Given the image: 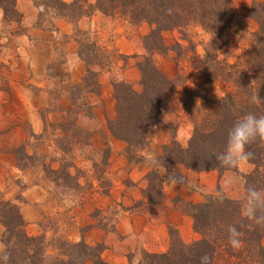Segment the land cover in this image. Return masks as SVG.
Listing matches in <instances>:
<instances>
[{
	"label": "crops",
	"instance_id": "crops-1",
	"mask_svg": "<svg viewBox=\"0 0 264 264\" xmlns=\"http://www.w3.org/2000/svg\"><path fill=\"white\" fill-rule=\"evenodd\" d=\"M245 1L248 7L253 0ZM96 2L87 0L85 5ZM17 8L29 17L21 23L14 20L11 26H23L25 30L17 33L13 29L0 35V189L8 197L22 196L21 210L30 234L45 232L42 220L57 217L58 233L71 243L84 240L90 247L103 246L101 257L108 264H151L146 253L168 252L171 229L184 243L198 240L201 234L186 204L204 202L218 187L233 196L232 186L237 182L240 187L242 173L251 172L253 164L247 162L237 170L224 171H198L181 162L160 164L165 146L175 139L187 147L192 135L182 117L172 119L166 113L158 124L149 127L148 144L133 159L126 151L127 142L114 136L108 127V121L117 118V110L112 71L105 69L98 75L99 95L86 93L92 116L80 115L77 120L90 135L89 146L108 148L105 168L97 173L93 158L88 156L94 149L83 154L79 150L78 159L69 168L76 186L57 183L48 176L46 164L53 171L59 170L64 151L56 149L55 143L35 148L30 140L43 134L51 123L60 136L69 134L65 124L73 107V87L83 84L88 71L79 53L76 29L87 36H105L96 43L109 47L104 24L107 16L95 8L75 23L63 16L43 21L34 0H17ZM3 25L4 10L0 7V33ZM110 43L126 55L140 50L138 40L125 35L116 36ZM123 78L141 90V74L134 63L124 70ZM214 98L210 91L208 102ZM171 121L177 124L175 133ZM23 144L27 162L19 156ZM36 154L46 156L45 161L34 159ZM81 171L89 178L79 174ZM153 171L163 179L158 197L149 194V173ZM233 180L235 183H230ZM85 264H93V259L87 258Z\"/></svg>",
	"mask_w": 264,
	"mask_h": 264
},
{
	"label": "trees",
	"instance_id": "trees-1",
	"mask_svg": "<svg viewBox=\"0 0 264 264\" xmlns=\"http://www.w3.org/2000/svg\"><path fill=\"white\" fill-rule=\"evenodd\" d=\"M43 9L44 14L63 16L72 22L85 15H91L95 8L107 15L120 13L130 21H146L152 25L150 33L144 36L148 55L138 63L141 72L142 91H138L125 79L114 81L117 118L108 122L114 136L127 142L126 151L144 149L148 144V129L161 121V115L169 109L170 98L176 89L173 78L164 73L154 60L155 53L169 50L164 42V31L173 30L191 23L200 24L212 35L211 49L206 56H201L203 65V83L210 84L223 77L236 85L234 93H227L217 111L203 116L200 123H195L193 135L187 147L177 140L165 146L159 157L162 165L169 166L181 162L188 167L203 171L221 167L216 161V154L226 148L228 133L235 122L248 113L264 115V3L255 2L253 14L259 28L252 32L251 44L244 49L243 55L236 63L219 58L215 52L223 51L229 46V29L236 19L235 0H97L88 4L87 0H34ZM4 18L15 17L18 13L17 0H0ZM80 29H76V31ZM82 33V32H81ZM80 55L88 65V71L81 85L73 87V106L75 93L82 89L99 95V71L93 65L102 67L106 64V55L101 53L91 58L85 51H97L93 43L86 45L80 36ZM99 51V50H98ZM105 58V63L99 60ZM203 96V95H202ZM204 97V96H203ZM255 97V101H253ZM73 109H70L71 113ZM79 112V111H77ZM91 115V113H90ZM252 153L250 162L264 166V139L257 138L247 146ZM49 168L46 170L48 171ZM52 173L53 171L50 169ZM247 189L255 187L264 190V171L255 170L247 176ZM151 191L161 195L162 176L153 171L149 173ZM248 191V190H247ZM219 195H208L199 204L189 203V213L194 219L195 229L202 237L192 243H184L176 230L171 229L172 245L168 252L162 254L146 253L151 264H264V221L257 223L248 219L244 213L246 201L228 197L221 188ZM152 193V194H151ZM208 213V214H207ZM264 216V209L257 212V217ZM209 217L212 218L209 220ZM0 222L7 228L8 235L3 239L6 246L0 254V264H85L87 258L93 264H108L101 257L103 246L90 247L84 240L63 242L68 248L64 251L66 259L54 258L48 253L44 238L32 236L26 230V220L20 207L8 199L0 190ZM235 226L242 233V248L247 251L249 259L243 260L245 250L235 251L228 242V227ZM210 229H213L210 234ZM241 248V247H239ZM254 254H257V259ZM6 257V260L4 259Z\"/></svg>",
	"mask_w": 264,
	"mask_h": 264
},
{
	"label": "rangeland",
	"instance_id": "rangeland-1",
	"mask_svg": "<svg viewBox=\"0 0 264 264\" xmlns=\"http://www.w3.org/2000/svg\"><path fill=\"white\" fill-rule=\"evenodd\" d=\"M255 2H263L261 0H253L252 3L247 7L245 5V0H235V6H236V19L231 25L229 29V46L224 48L223 51L215 52V55H217L219 58L227 59L231 63H236L240 60L241 56L243 55L244 49L250 46L251 44V38H252V32L256 31L259 28V23L255 19V15L253 14V6ZM264 3V2H263ZM35 4V2H34ZM36 5V4H35ZM37 6V5H36ZM38 7V6H37ZM18 9V8H17ZM39 10V19L40 20H47L49 21L51 13H48L47 15L43 12H40ZM43 10V9H41ZM103 13V12H102ZM105 14V13H103ZM107 17L104 20V24L107 30V41L111 46H107L106 48L100 47L96 40L99 42L101 39V34H93L87 36L85 33H81L79 30L76 31L77 35L85 38L86 45L95 44L97 48H99L97 51H90L89 48L86 46L84 47L86 53L91 57H97L98 55H101V53L105 54L106 64L105 66H98L96 63L93 65L95 70L103 71L105 69H108L112 71V82L118 81L123 78L124 70L131 64L134 63L138 67V63L143 61L145 57L148 55V51L145 48L144 43V36L150 33L152 29V25L146 21H143L141 23H136L133 21H130L126 16L120 14V13H114L113 15H107ZM29 15H25V13L21 12L18 9V13L15 15V17H8L4 18V25L2 28V34H9V31H13L15 29L17 33L24 31L25 28L22 27H15L12 28L11 24L12 21H19L20 23L22 21H25ZM23 25V24H22ZM148 30L146 34L145 31ZM119 35H125L130 38H135V40H138L140 45V50H137L135 53H132L130 55L123 54L117 50V48L113 45V43H110L115 40L116 36ZM164 42L167 46H169V50L165 53H155L154 54V60L158 67L169 76V73L172 74L171 78L174 79L176 82V89L172 93L170 98V105L167 112H165L168 116H170L172 119H174L176 116L182 117L184 119V122H186V130L189 132H194L195 123H200V120L203 118V116L208 115V113L217 111L219 109V105L223 99V97L227 93H234L236 91V85L234 82L227 78H219L215 80L214 82L210 84L203 83V65L200 61L201 56H206L207 49H211V42H212V35L209 31H207L205 28H203L200 24L197 23H191L179 28H175L173 30L164 31ZM163 59L169 60L168 62H164ZM101 63H105V58L99 60ZM138 70L140 72V69L138 67ZM141 74V72H140ZM140 91L143 89V85L141 84V78H140ZM114 86V85H113ZM210 91H212V96H214V100L208 102L207 98L210 94ZM86 93L97 95L95 93H91L89 89H82L81 94L75 93L74 97V106L71 108L73 111L70 113V118L65 124L66 130H68L69 134L67 136H60L57 133L56 125L54 123H51V125H47L46 131L41 135H36L33 137L32 140H30L31 143H33V146L35 148H48L49 144L55 143L56 149L60 148L64 151L63 158L61 161V168L57 170L55 173H52L50 169H48L47 174L50 178H53L56 180L57 183H62L65 186L68 187H75L76 181L74 176H72L69 173L70 166L74 163L75 158L78 159L77 153H79V150L81 151V154L84 152H87V149H94L93 154H88L89 157L93 158L96 166L97 173L100 172L105 168V164L107 163V147L98 146V148H93L92 146H89L91 144L90 141V135L88 131L84 127H80L77 125V120L82 116H92L91 106H89L86 99ZM204 97H203V96ZM115 97V96H114ZM117 110V109H116ZM79 111V112H77ZM91 113V115H90ZM111 121V120H109ZM108 121V122H109ZM175 121H171V130H173V133H175L177 124H175ZM109 127V124H108ZM110 129V128H109ZM112 132V131H111ZM191 135V136H192ZM175 140V139H174ZM172 143V142H171ZM143 150V149H142ZM25 145L23 144L19 152L23 156V159L25 160L26 154H25ZM37 151H39L37 149ZM141 151L137 148H132L130 152V157L133 159H136L137 153ZM76 153V154H75ZM39 158L43 161H45L46 156L43 154L35 155V158ZM80 161V159H79ZM24 162H27L25 160ZM249 163L253 164V170L249 173H242L241 177V185L240 187L236 184L232 186L233 188V196H229L226 194V192L221 188L222 192H224L228 197H231L233 199H239L241 201H246L247 196V175L254 172L255 170H261L264 171V166H256V164L248 161ZM49 168V165L46 164V169ZM229 170H237V169H229ZM85 174L87 178L88 175L85 172H79V174ZM219 188V187H218ZM66 188H59L58 190H64ZM1 190V189H0ZM2 191V190H1ZM3 194L10 199L13 203H16L20 209L22 206V196L17 195V197H8L4 191H2ZM155 197H158L156 195V192H152ZM151 193V194H152ZM220 193L217 192L215 195H219ZM187 210L189 212L190 207L189 204H186ZM22 212V210H21ZM23 214V213H22ZM208 214V213H207ZM58 218L57 217H46L42 220V225L45 230V232L38 234V235H32L31 230L30 232L27 230L28 234L32 236H40L41 238L45 239V242L47 244L48 253L53 256L54 258H63L66 259V255L64 254V251L68 250L66 246H64L63 242H69L66 240L63 235L59 232V226H58ZM212 218L209 217V220ZM1 223V222H0ZM1 225H3L1 223ZM50 231V234H46V231ZM213 229H210V234H212ZM8 235L7 228L3 225L2 231L0 230V254H4L5 250L7 249L3 239ZM202 237V235H201ZM200 237V238H201ZM199 238V239H200ZM192 243V242H191ZM262 243L264 244V237L262 238ZM245 247V244H243ZM243 245L241 244V248L234 249L233 250H245V248H242ZM247 251L245 250L243 255L241 256L243 260L249 259V256H247ZM254 256L259 259L257 254H254ZM242 264H245V262L242 261Z\"/></svg>",
	"mask_w": 264,
	"mask_h": 264
},
{
	"label": "clouds",
	"instance_id": "clouds-1",
	"mask_svg": "<svg viewBox=\"0 0 264 264\" xmlns=\"http://www.w3.org/2000/svg\"><path fill=\"white\" fill-rule=\"evenodd\" d=\"M253 97V101H255ZM257 138L264 139V115L248 113L238 119L228 133L226 148L223 152L216 154L215 158L221 167L238 169L246 164L252 157L247 146ZM235 183V181H230ZM264 209V190L249 187L244 205V215L257 223L264 221V216L257 217V212ZM228 242L234 248L241 246L242 233L235 226H229ZM6 260V257L4 258Z\"/></svg>",
	"mask_w": 264,
	"mask_h": 264
}]
</instances>
